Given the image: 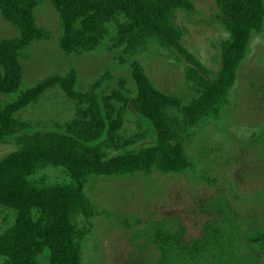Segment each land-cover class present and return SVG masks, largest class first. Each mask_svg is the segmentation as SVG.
<instances>
[{"label":"trees","instance_id":"trees-1","mask_svg":"<svg viewBox=\"0 0 264 264\" xmlns=\"http://www.w3.org/2000/svg\"><path fill=\"white\" fill-rule=\"evenodd\" d=\"M43 1L0 0L2 20L19 33L0 41V95L19 88L20 58L47 38L34 16ZM211 1L229 35L220 44V69L213 78L183 46V30L172 21L177 11L193 10L192 0H49L60 18L61 50L82 55L107 44L130 63L132 87L121 80L119 90L106 93L104 76L81 92L70 71L43 78L0 108V144L15 145L0 162V206L16 213L0 234V264H82L90 231L79 227L77 218L90 224L98 215L85 195L92 178L177 175L190 167L185 143L198 125L219 119L249 43L264 25V0ZM152 49L185 60L183 77L192 99L183 101L153 85L134 60ZM53 89L74 102V118L46 131L15 118ZM126 106L154 134L152 146L121 152L128 146L120 136ZM143 137L138 133L130 143ZM152 241L164 259L185 251L178 235L163 230L155 231ZM251 242L264 253V227Z\"/></svg>","mask_w":264,"mask_h":264},{"label":"rangeland","instance_id":"rangeland-1","mask_svg":"<svg viewBox=\"0 0 264 264\" xmlns=\"http://www.w3.org/2000/svg\"><path fill=\"white\" fill-rule=\"evenodd\" d=\"M191 12L177 11L173 23L183 30L182 44L215 77L220 69V44L229 39L211 0H192ZM47 38L34 42L20 58L21 81L12 94L0 95V108L53 74H77V89L86 91L107 76L104 91L132 87L130 63L104 44L82 54H66L59 46V14L49 0L34 10ZM18 31L0 16V41ZM155 49L135 56L153 85L183 101L193 98L183 77L185 60ZM228 105L217 121L198 125L185 143L190 167L177 175L153 173L124 178H92L85 195L98 215L90 224L77 218L90 234L83 242L82 264H264V253L251 240L264 227V25L249 43L236 72ZM74 102L59 89L43 95L15 118L41 131L74 118ZM142 134L141 140L131 139ZM121 141L126 149L152 146L154 134L130 106L125 107ZM15 149L0 144V162ZM119 152V153H121ZM16 213L0 206V234ZM180 237L185 251L164 259L153 244L155 231Z\"/></svg>","mask_w":264,"mask_h":264}]
</instances>
